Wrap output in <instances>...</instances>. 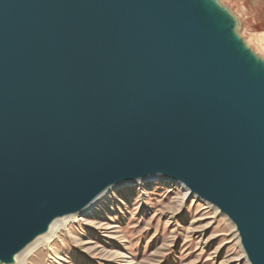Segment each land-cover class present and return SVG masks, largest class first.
I'll list each match as a JSON object with an SVG mask.
<instances>
[{"label": "water", "instance_id": "95a60500", "mask_svg": "<svg viewBox=\"0 0 264 264\" xmlns=\"http://www.w3.org/2000/svg\"><path fill=\"white\" fill-rule=\"evenodd\" d=\"M202 25L184 0H0V260L162 174L264 264V81Z\"/></svg>", "mask_w": 264, "mask_h": 264}, {"label": "rangeland", "instance_id": "374dc122", "mask_svg": "<svg viewBox=\"0 0 264 264\" xmlns=\"http://www.w3.org/2000/svg\"><path fill=\"white\" fill-rule=\"evenodd\" d=\"M210 1L246 54L264 66V0ZM244 258L227 217L157 178L112 190L24 264H250Z\"/></svg>", "mask_w": 264, "mask_h": 264}, {"label": "bare ground", "instance_id": "6f19581e", "mask_svg": "<svg viewBox=\"0 0 264 264\" xmlns=\"http://www.w3.org/2000/svg\"><path fill=\"white\" fill-rule=\"evenodd\" d=\"M184 2L188 5L190 11L195 15L197 20L203 23L202 25L203 28L204 29L207 28L211 30L214 36L219 38L222 49L225 52H230L232 55L237 57V59L246 67V72L251 79L253 80L261 79L264 81V66L263 65L260 66L257 62L254 63L251 57L246 54V47L241 46L238 43L239 37L237 36L236 32L231 33L229 29H227L226 25L221 23V21L219 20V13H218V11L221 13V10L217 8L216 5H213V3L210 0H208V2H210L211 5L208 4L207 0H184ZM263 37H264V33L260 34V38ZM157 178H164L168 181H173L178 183L180 186L183 187L184 191L187 193L189 197L190 196L193 198L196 197L197 199L205 202L206 204L213 206L217 210V213H221L224 215V217H227L233 224V228L235 230V238L242 250L243 256L245 257L244 259H247L249 261V255L247 254L244 245L242 243V238L240 231L238 230V227L224 212H222L220 208L199 197V195H197L195 192L190 190L183 183L162 174H153L135 180L125 181V182L117 183L115 185H111L108 188H106L101 194H99L85 208L76 212L55 217L46 226V229L40 232L22 250L14 254L9 260H0V264H24L26 259L29 256H31L33 253H35L37 250L49 246L54 241V238L56 237L58 232H60V230H62L70 223L76 221L78 218L85 216L89 212H91L101 201H103L107 197V195L112 190L117 189L120 186L133 185L139 182H143V181L146 182Z\"/></svg>", "mask_w": 264, "mask_h": 264}]
</instances>
